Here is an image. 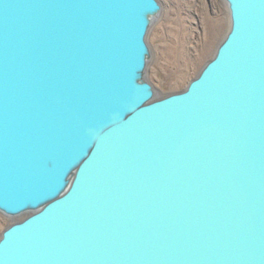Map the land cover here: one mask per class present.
Returning a JSON list of instances; mask_svg holds the SVG:
<instances>
[{
  "label": "water",
  "instance_id": "obj_1",
  "mask_svg": "<svg viewBox=\"0 0 264 264\" xmlns=\"http://www.w3.org/2000/svg\"><path fill=\"white\" fill-rule=\"evenodd\" d=\"M224 1L160 96V0H0V264H264V0Z\"/></svg>",
  "mask_w": 264,
  "mask_h": 264
},
{
  "label": "rangeland",
  "instance_id": "obj_2",
  "mask_svg": "<svg viewBox=\"0 0 264 264\" xmlns=\"http://www.w3.org/2000/svg\"><path fill=\"white\" fill-rule=\"evenodd\" d=\"M163 9L148 41L152 57L147 77L163 96L184 89L212 58L229 28L224 0H160ZM16 221L0 212L2 231Z\"/></svg>",
  "mask_w": 264,
  "mask_h": 264
}]
</instances>
